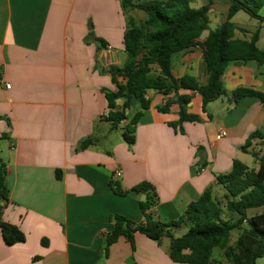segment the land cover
Masks as SVG:
<instances>
[{
	"label": "crops",
	"instance_id": "0c3cea01",
	"mask_svg": "<svg viewBox=\"0 0 264 264\" xmlns=\"http://www.w3.org/2000/svg\"><path fill=\"white\" fill-rule=\"evenodd\" d=\"M133 12L122 0H0V158L9 189L8 202L0 201V221L26 237L8 245L0 227V264H179L169 257V238L159 243L141 233L133 244L121 237L105 257L111 216L144 221L138 200L145 196L117 195L111 181L125 190L152 183L159 203L150 213L168 223L208 188L218 197L224 189L217 177L229 173L234 160L256 166L251 153L264 146V138L243 148L253 133L264 134V104L256 97L235 103L232 92L241 87L264 92V65L230 62L222 75L227 95L205 110L201 95L189 93L188 112L201 121L185 122L183 133L171 126L179 120L180 105L161 112L158 107L169 97L158 92L146 95L147 110L131 102L129 119L143 112L132 147L103 119L109 112L105 91L115 89L110 68L125 62ZM257 21L263 49L264 23ZM204 33L200 41L209 34ZM252 33L237 29L235 35L249 39ZM172 71L205 84L202 48L175 53ZM122 104L118 100V108ZM87 140L94 144L83 149ZM262 212L264 206L249 215ZM221 250L214 264H230Z\"/></svg>",
	"mask_w": 264,
	"mask_h": 264
},
{
	"label": "trees",
	"instance_id": "16d2710c",
	"mask_svg": "<svg viewBox=\"0 0 264 264\" xmlns=\"http://www.w3.org/2000/svg\"><path fill=\"white\" fill-rule=\"evenodd\" d=\"M195 1L122 0L127 12H143L145 17L139 21L132 19V27L124 37L125 62L123 66L110 68L115 89L105 91L109 112L103 119L112 124L113 130L123 131L122 137L130 147L136 142V128L143 115L140 111L129 119L128 110L134 99L140 101L142 110H147L151 106L147 94L158 92L168 96L167 103L158 109L167 113L173 104H179V120L171 126L183 133L185 122L201 121L200 116L188 112L191 94L201 95L205 110L207 104L227 95L222 75L230 62L264 65V48L258 47L260 29H256L249 39L238 38L235 35L237 29L244 34L249 31L238 28L232 22L237 13L244 11L264 23V16L260 14L264 0H229L226 19L203 41L200 39L209 28V12L215 0L193 8L191 4ZM197 46L203 50L208 76L205 84H200L192 75L177 78L172 71L173 55ZM153 72L158 75L153 76ZM245 97H256L264 104V92L244 87L232 92L235 103ZM118 100L123 101L121 108L117 106ZM5 138L6 135H3L1 139ZM255 138L262 139L264 134L261 131L253 133L243 149L246 150ZM93 144V140H87L82 148L87 149ZM251 154L255 167L234 160L232 170L217 177L216 185L222 186L225 191V205L223 199L214 196L213 188H208L197 201L188 205L179 219L168 223L157 220L150 213L159 203L152 183L144 181L131 190H125L119 182L111 181L110 186L117 195L126 196L132 191L145 196V200H138L144 221L138 223L120 214L111 216L113 228L104 237L105 257L121 237L133 244L135 234L141 233L159 243L169 238V257L175 263L214 264V250L219 248L224 250L230 264H257V260L264 257V212L249 215V210L264 206V146L261 152ZM8 200L7 165L0 158V201L6 203ZM183 225L188 228L187 233L175 237L173 230ZM0 227L8 245L26 240L17 226L0 221ZM232 230H238L239 236L235 244L230 245Z\"/></svg>",
	"mask_w": 264,
	"mask_h": 264
},
{
	"label": "rangeland",
	"instance_id": "374dc122",
	"mask_svg": "<svg viewBox=\"0 0 264 264\" xmlns=\"http://www.w3.org/2000/svg\"><path fill=\"white\" fill-rule=\"evenodd\" d=\"M208 2V0H196L195 2H193L191 4V6L193 8H200L202 5L206 4ZM229 7H230V1L229 0H215L214 4L212 6V9L210 11V19H211V23H210V27L209 30H214L216 29L225 19L226 16L228 14L229 11ZM260 14L264 16V8L260 11ZM132 15L134 16V18L136 19V21L139 18H144L145 14L143 12H133ZM234 22L243 27L246 28V30L248 31H255L258 25V21L257 19L251 17L249 14H247L244 11H240L235 17H234ZM219 23V24H218ZM209 32L207 31L206 33H204L205 35H207ZM262 43H264V37L263 40L261 41ZM263 46V45H262ZM122 130H118V134L122 135ZM263 150V147L258 149L256 152H261ZM0 155H1V147H0ZM222 187V186H220ZM224 192L223 190H221V193L218 195L219 198L224 200ZM224 205H225V200L223 201ZM188 231V228L183 225L177 229L173 230V235L175 237H182L184 234H186ZM239 236V231L238 230H232L231 232V237H230V241L231 243H234L237 238ZM169 240V239H168ZM222 254V250L219 248H216L214 250V257L215 258H220ZM257 264H264V257L259 258L256 262Z\"/></svg>",
	"mask_w": 264,
	"mask_h": 264
},
{
	"label": "built area",
	"instance_id": "2783aa9c",
	"mask_svg": "<svg viewBox=\"0 0 264 264\" xmlns=\"http://www.w3.org/2000/svg\"><path fill=\"white\" fill-rule=\"evenodd\" d=\"M7 87L9 88L10 85L8 84ZM224 131H225L224 128H221V129H220V131H219V136H220V137L224 135V133H225ZM121 176H122V171H121V170H118V171L116 172V177H117V178H120Z\"/></svg>",
	"mask_w": 264,
	"mask_h": 264
}]
</instances>
